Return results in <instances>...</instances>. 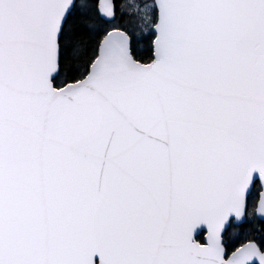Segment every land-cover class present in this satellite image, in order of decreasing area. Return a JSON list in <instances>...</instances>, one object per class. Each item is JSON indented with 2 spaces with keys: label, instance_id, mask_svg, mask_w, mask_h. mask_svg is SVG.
<instances>
[{
  "label": "snow or ice",
  "instance_id": "snow-or-ice-1",
  "mask_svg": "<svg viewBox=\"0 0 264 264\" xmlns=\"http://www.w3.org/2000/svg\"><path fill=\"white\" fill-rule=\"evenodd\" d=\"M0 264H264V0H0Z\"/></svg>",
  "mask_w": 264,
  "mask_h": 264
}]
</instances>
